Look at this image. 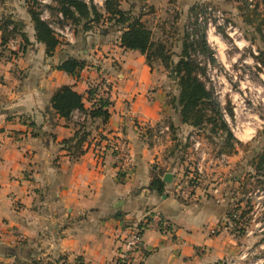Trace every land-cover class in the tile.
I'll return each instance as SVG.
<instances>
[{"label": "crops", "instance_id": "crops-1", "mask_svg": "<svg viewBox=\"0 0 264 264\" xmlns=\"http://www.w3.org/2000/svg\"><path fill=\"white\" fill-rule=\"evenodd\" d=\"M168 1L182 13L203 0H120V8L137 15L149 6L139 17L158 40L164 32L157 16ZM28 6L0 0V23L20 22L25 35L4 41L0 30V264H112L119 232L153 213L165 217L172 232L148 226L143 254L133 264L233 263L238 241L224 225V203L177 192L182 164L171 167L163 146L150 145L160 125H182L180 112L167 103L172 84L165 83L164 68L151 69L138 50L120 46L121 30L107 22L101 31L77 27L48 56ZM176 37L169 40L176 44ZM69 57L88 65L75 75L56 67ZM100 80L112 102L105 122L76 110L64 118L52 108L54 92L68 85L89 109L88 90ZM81 123L89 134L79 154L66 141ZM112 137L127 143L131 166L118 164L107 144ZM156 178L160 188L152 185ZM212 228L219 232L211 234Z\"/></svg>", "mask_w": 264, "mask_h": 264}, {"label": "rangeland", "instance_id": "rangeland-1", "mask_svg": "<svg viewBox=\"0 0 264 264\" xmlns=\"http://www.w3.org/2000/svg\"><path fill=\"white\" fill-rule=\"evenodd\" d=\"M26 2L30 7L31 1ZM145 5L132 16L143 15L149 7ZM205 5L220 9L229 28L209 27L207 20L215 19L203 12L198 22L196 14ZM96 7L103 10L98 2ZM51 18L56 24L70 23H61L54 13ZM157 20L164 32L157 41L165 45L168 62L146 63L151 69L164 68L165 83L172 84L167 103L180 112L182 125L167 129L160 125L150 145L163 146V158L171 167L182 164V187L187 195L218 197L224 203V225L238 241L239 252L231 264H264V164L258 163L264 152V0H203L182 13L174 1H168ZM82 21L74 23L86 31ZM106 21L102 14L86 25L88 30L101 31ZM175 36L176 44L169 40ZM185 45L186 57L215 102L216 114L208 107L207 113L215 118L216 126H193L181 116L174 64L184 54Z\"/></svg>", "mask_w": 264, "mask_h": 264}, {"label": "trees", "instance_id": "trees-1", "mask_svg": "<svg viewBox=\"0 0 264 264\" xmlns=\"http://www.w3.org/2000/svg\"><path fill=\"white\" fill-rule=\"evenodd\" d=\"M31 6L28 7L31 19L34 24L36 39L46 47L47 55H51L61 40L55 34L49 21L41 18L42 5L38 0H30ZM51 14L62 13L65 20L69 21L75 28L78 26L74 21H81L85 30H88L86 22L95 20L99 16L106 18L107 23H111L118 30H121L120 46L125 49L138 50L145 56L146 62L151 66L152 61L159 60L163 63L168 62V54L162 42L152 38L151 30L140 20V17L132 16L128 11L120 8V0H105L103 10H99L91 1L84 0H53L52 5L47 6ZM0 30L2 39L7 41L16 33L20 32L21 24L10 18L1 20ZM11 26V28H9ZM179 60L174 64V72L178 78L180 87L179 103L181 104V116L185 123L193 126H200L209 123L216 126L217 122L212 115L207 113V107L216 114V105L212 99L210 90L200 79L194 64L186 57V45L183 48ZM86 66V61L75 57H69L60 62L56 67L70 74H78ZM97 88L92 87L88 90L89 98H93ZM82 95L68 85H62L53 94L51 99L52 108L62 117L69 118L74 110L84 112L90 119L101 118L104 122L109 116L108 108L111 105L110 98H98L89 109L84 107ZM221 128H226L224 122H220ZM88 131L84 123L79 124L74 137L67 140L70 147H74L79 154L82 153L81 146L88 136ZM72 143V144H71ZM258 163L264 164V152L259 155ZM152 185L160 188L163 184L160 179H154ZM42 264V263H29ZM58 264V263H45Z\"/></svg>", "mask_w": 264, "mask_h": 264}, {"label": "built area", "instance_id": "built-area-1", "mask_svg": "<svg viewBox=\"0 0 264 264\" xmlns=\"http://www.w3.org/2000/svg\"><path fill=\"white\" fill-rule=\"evenodd\" d=\"M42 5V12H41V18L44 20L49 21V25L53 28L55 31V34L60 40H66L70 39L73 36L74 28L71 26L70 23L66 22L65 24H59L55 23L53 19L51 18L52 14L50 13L48 5L53 4V0H38ZM86 2H92L96 5V2H98L99 5H103V2L105 0H85ZM212 14L213 18L208 19L207 24L209 27L215 28L216 26H223L226 29L229 28V26L225 25V19L223 17L222 11L220 9H216L211 5H205V7L202 8V11H198L196 14V19L198 22H201L203 19V14ZM56 18L63 23L64 17L61 12L56 14ZM67 21V20H66ZM58 22V21H57ZM11 28V26H9ZM93 87L97 88V92L94 95L93 101H97L98 98H110V88L108 83L105 81L100 80V82L97 85H94ZM79 111V110H76ZM107 144H109L112 151L115 153V156L118 160V164L126 168L127 166H131L133 164V157L131 156L128 145L125 142V140L118 139L115 137H112L110 139H107ZM176 191L177 192H185L186 191L182 187V183H178L176 185ZM152 226L157 231H159L161 234H167L172 232L171 225L169 221L163 217L160 213H153L148 214L144 217L142 223H133L128 224L125 226L118 234L116 238V248H115V254L112 259V264H133L136 257L143 254L144 251V230L148 227ZM219 232L218 228H212L210 230L211 234H217ZM198 254L203 253L204 250L199 248Z\"/></svg>", "mask_w": 264, "mask_h": 264}, {"label": "water", "instance_id": "water-1", "mask_svg": "<svg viewBox=\"0 0 264 264\" xmlns=\"http://www.w3.org/2000/svg\"><path fill=\"white\" fill-rule=\"evenodd\" d=\"M173 79H175L174 75L172 76ZM163 180L166 182H170L171 181V174L170 173H166L163 177Z\"/></svg>", "mask_w": 264, "mask_h": 264}]
</instances>
